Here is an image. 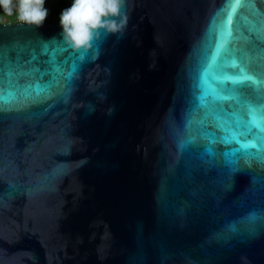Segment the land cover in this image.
<instances>
[{"label":"water","instance_id":"95a60500","mask_svg":"<svg viewBox=\"0 0 264 264\" xmlns=\"http://www.w3.org/2000/svg\"><path fill=\"white\" fill-rule=\"evenodd\" d=\"M235 7L125 0L88 49L0 22V264H264L261 165L201 124L218 51L264 29V0ZM56 42L91 55L58 65Z\"/></svg>","mask_w":264,"mask_h":264},{"label":"snow or ice","instance_id":"6c2138e0","mask_svg":"<svg viewBox=\"0 0 264 264\" xmlns=\"http://www.w3.org/2000/svg\"><path fill=\"white\" fill-rule=\"evenodd\" d=\"M232 3L236 6L232 10L234 14L240 7L250 6L251 0H232ZM248 31L244 49L223 47L218 51V59L212 66L216 87L200 98L205 107L201 124L216 129L207 132L211 140L206 148L209 154L215 155L212 145H225L221 154L233 171L238 170L240 159L246 163L255 159L261 165L260 178L264 180V29L253 25ZM48 48L58 55L55 61L58 65L73 69L80 55H91L70 51L59 42L49 44Z\"/></svg>","mask_w":264,"mask_h":264},{"label":"clouds","instance_id":"9594fccd","mask_svg":"<svg viewBox=\"0 0 264 264\" xmlns=\"http://www.w3.org/2000/svg\"><path fill=\"white\" fill-rule=\"evenodd\" d=\"M45 0H0V18L12 17L36 27L48 17ZM125 0H71L59 14L61 36L73 49H88L100 30L121 32L127 25Z\"/></svg>","mask_w":264,"mask_h":264},{"label":"trees","instance_id":"16d2710c","mask_svg":"<svg viewBox=\"0 0 264 264\" xmlns=\"http://www.w3.org/2000/svg\"><path fill=\"white\" fill-rule=\"evenodd\" d=\"M71 3V0H45L44 7L48 11V17L45 21L49 20H59V14L62 9L67 8ZM3 21H16L15 14L12 17H2L0 22Z\"/></svg>","mask_w":264,"mask_h":264},{"label":"rangeland","instance_id":"374dc122","mask_svg":"<svg viewBox=\"0 0 264 264\" xmlns=\"http://www.w3.org/2000/svg\"><path fill=\"white\" fill-rule=\"evenodd\" d=\"M18 19H16V21H17Z\"/></svg>","mask_w":264,"mask_h":264}]
</instances>
